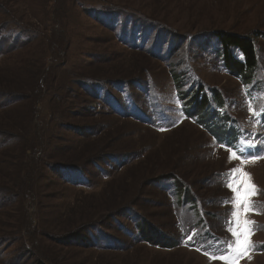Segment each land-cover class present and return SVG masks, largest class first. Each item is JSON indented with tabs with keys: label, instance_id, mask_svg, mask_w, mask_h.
Listing matches in <instances>:
<instances>
[{
	"label": "rangeland",
	"instance_id": "374dc122",
	"mask_svg": "<svg viewBox=\"0 0 264 264\" xmlns=\"http://www.w3.org/2000/svg\"><path fill=\"white\" fill-rule=\"evenodd\" d=\"M262 110L264 0H0V264H228L237 167L264 264Z\"/></svg>",
	"mask_w": 264,
	"mask_h": 264
},
{
	"label": "snow or ice",
	"instance_id": "6c2138e0",
	"mask_svg": "<svg viewBox=\"0 0 264 264\" xmlns=\"http://www.w3.org/2000/svg\"><path fill=\"white\" fill-rule=\"evenodd\" d=\"M250 110H252L251 104ZM233 147L235 148L236 146L233 145ZM254 147L255 145L249 143L244 148L231 152L229 159L231 160L237 157L238 152L240 157H245L248 155L247 149ZM247 162L248 161L241 160L242 164ZM227 176L229 178L227 180V186L233 192V196L231 197L233 204L231 212L233 219L231 223L233 226L230 228V231L234 237V242L228 244L225 255L219 257L213 256L212 258L228 261V264H238V260L247 255L248 252L255 247L251 241L255 222L249 220L247 217L255 208L252 197L258 192V189L252 183L250 174L244 171L243 167L231 169L229 173H227ZM189 239H192V237H189ZM248 258L251 259L250 256H248Z\"/></svg>",
	"mask_w": 264,
	"mask_h": 264
},
{
	"label": "trees",
	"instance_id": "16d2710c",
	"mask_svg": "<svg viewBox=\"0 0 264 264\" xmlns=\"http://www.w3.org/2000/svg\"><path fill=\"white\" fill-rule=\"evenodd\" d=\"M219 42L221 46L220 51H221L222 56H224V63L226 65V68H228L229 71H231L232 73L236 75H244L247 77L250 71L256 66L257 61H258V56H257V51H256V46H255L256 45L255 37L238 36V35L229 34V33H224V34L222 33L221 37L219 38ZM234 49L236 50L239 49L243 53L245 57L244 61L238 59L233 54L232 50ZM192 96H194L195 98L193 99L192 102H188V104L190 105V111L192 113L197 111L196 114H201L200 109L201 108L202 110L206 109L211 96L209 94L207 95L204 92V89L202 87L200 88L199 91H197ZM190 111H187V112H190ZM210 128L213 129L212 127ZM225 137L226 138L235 137L234 132H232V134L226 133ZM186 193L187 192L185 190L184 191L181 190V195H179L180 197H178V200L181 201V204L187 203L189 205H192L193 207V205L198 201V198H195L197 199L195 202L194 200L193 202H191V200H188L187 197L185 196Z\"/></svg>",
	"mask_w": 264,
	"mask_h": 264
},
{
	"label": "flooded vegetation",
	"instance_id": "af4514ba",
	"mask_svg": "<svg viewBox=\"0 0 264 264\" xmlns=\"http://www.w3.org/2000/svg\"><path fill=\"white\" fill-rule=\"evenodd\" d=\"M198 202V201H197Z\"/></svg>",
	"mask_w": 264,
	"mask_h": 264
}]
</instances>
